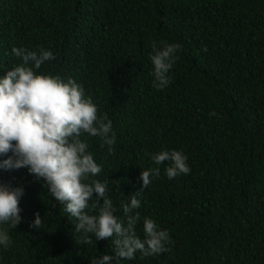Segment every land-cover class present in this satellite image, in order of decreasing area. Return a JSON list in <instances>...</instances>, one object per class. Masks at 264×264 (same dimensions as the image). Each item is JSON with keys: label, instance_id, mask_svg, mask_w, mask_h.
<instances>
[{"label": "trees", "instance_id": "16d2710c", "mask_svg": "<svg viewBox=\"0 0 264 264\" xmlns=\"http://www.w3.org/2000/svg\"><path fill=\"white\" fill-rule=\"evenodd\" d=\"M153 42L181 46L160 90ZM13 47L52 51L36 71L74 79L107 114L113 145L81 136L102 166L86 182H108L120 220L141 171L160 169L137 196L135 231L144 239L151 218L169 250L119 264H264V0H0V77L22 63ZM165 150L183 152L190 173L169 179L170 161L152 160ZM0 181L23 188L21 222L0 224L11 239L0 264H91L100 254L116 264L115 237L84 243L77 219L26 168L0 169ZM37 212L41 229L30 227Z\"/></svg>", "mask_w": 264, "mask_h": 264}, {"label": "clouds", "instance_id": "9594fccd", "mask_svg": "<svg viewBox=\"0 0 264 264\" xmlns=\"http://www.w3.org/2000/svg\"><path fill=\"white\" fill-rule=\"evenodd\" d=\"M152 47L153 86L160 90L170 83L168 74L179 58L176 53L181 46L161 42L158 47L153 42ZM11 51L22 63L0 77V157H4L0 159V169L26 168L35 180L42 181V187L77 219L75 229L85 233L84 243L89 242L88 234L94 235L96 241L115 237L116 264L121 259L135 260L138 252L150 257L168 251V231L160 229L151 218L144 219V239L135 231L139 213L134 210L141 206L137 196L151 184L153 177L160 175L159 167L141 171L142 186L131 196L130 203L123 205L126 223L120 220L114 215L116 209L107 195L108 182H86L90 176H98L102 166L94 160L81 136L84 133L100 136L104 144L113 145L115 134L109 136L112 124L107 114L98 116L97 105L90 96H85L83 87L74 79L65 81L60 76L36 71L55 59L52 51L43 48L31 51L24 47H13ZM152 160L156 165L170 161L166 169L169 179L191 171L187 156L179 150L158 152ZM22 194L23 188L0 181V224L15 229L21 222ZM30 227L41 229L39 212ZM10 243L7 228H0V245L8 248ZM112 261V256L100 254L91 264H112Z\"/></svg>", "mask_w": 264, "mask_h": 264}]
</instances>
